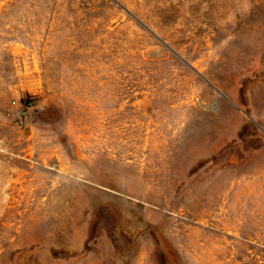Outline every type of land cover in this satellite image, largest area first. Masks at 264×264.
Returning <instances> with one entry per match:
<instances>
[{
	"label": "rangeland",
	"instance_id": "rangeland-1",
	"mask_svg": "<svg viewBox=\"0 0 264 264\" xmlns=\"http://www.w3.org/2000/svg\"><path fill=\"white\" fill-rule=\"evenodd\" d=\"M0 264H264V0H0Z\"/></svg>",
	"mask_w": 264,
	"mask_h": 264
}]
</instances>
